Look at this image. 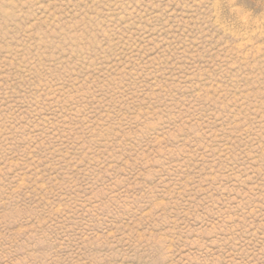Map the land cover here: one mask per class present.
<instances>
[{"label":"rangeland","instance_id":"374dc122","mask_svg":"<svg viewBox=\"0 0 264 264\" xmlns=\"http://www.w3.org/2000/svg\"><path fill=\"white\" fill-rule=\"evenodd\" d=\"M0 264H264V0H0Z\"/></svg>","mask_w":264,"mask_h":264}]
</instances>
